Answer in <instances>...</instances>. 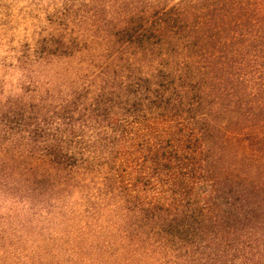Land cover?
<instances>
[{
    "label": "trees",
    "instance_id": "trees-1",
    "mask_svg": "<svg viewBox=\"0 0 264 264\" xmlns=\"http://www.w3.org/2000/svg\"><path fill=\"white\" fill-rule=\"evenodd\" d=\"M0 101V264H264V0H65Z\"/></svg>",
    "mask_w": 264,
    "mask_h": 264
},
{
    "label": "rangeland",
    "instance_id": "rangeland-1",
    "mask_svg": "<svg viewBox=\"0 0 264 264\" xmlns=\"http://www.w3.org/2000/svg\"><path fill=\"white\" fill-rule=\"evenodd\" d=\"M76 4L81 0H72ZM65 0H0V101L21 94L18 59Z\"/></svg>",
    "mask_w": 264,
    "mask_h": 264
}]
</instances>
